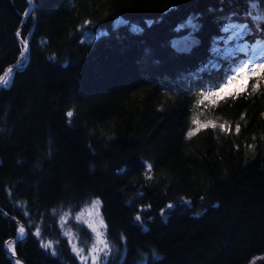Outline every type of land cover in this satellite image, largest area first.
Here are the masks:
<instances>
[{"label":"trees","instance_id":"1","mask_svg":"<svg viewBox=\"0 0 264 264\" xmlns=\"http://www.w3.org/2000/svg\"><path fill=\"white\" fill-rule=\"evenodd\" d=\"M33 2L24 20L26 0H0V75L33 28L27 67L0 89V264H11L2 246L16 223L26 233L14 247L23 264H81L72 245L86 249L93 235L76 217L94 199L115 250L109 264L121 254L139 264L152 249L156 264L263 256L264 91L217 105L201 103L197 87L243 62L227 59L238 44L249 45L238 56L256 59L249 33L264 25V0L258 20L249 0ZM225 24L251 27L234 41ZM186 35L199 46L173 53L169 40ZM193 119L227 127L189 140ZM49 241L56 256L41 247Z\"/></svg>","mask_w":264,"mask_h":264},{"label":"snow or ice","instance_id":"2","mask_svg":"<svg viewBox=\"0 0 264 264\" xmlns=\"http://www.w3.org/2000/svg\"><path fill=\"white\" fill-rule=\"evenodd\" d=\"M223 3V0H221ZM250 10L247 13L250 20H258L259 16L255 14V9L259 5V0H249ZM210 11H213L210 9ZM220 11H223L221 8ZM85 23H88L87 21ZM219 23V21H217ZM189 25L192 29H197L199 26L192 21H189ZM251 27L250 24H244L243 26L236 24H225L223 27V32L228 33L232 32L231 40L239 41L243 36V32ZM135 30V26H134ZM17 37L21 36V33L18 31L16 33ZM249 36L252 37L253 43L256 44V47L251 49V54L253 57H256L255 60H249L244 57L238 56L239 53H246L248 51L249 45L247 43L238 44V46L234 49H230L227 54V59L231 62H235V60H243L242 63H239L238 67H228L223 71L222 79L214 84L208 85V88L205 91H200V88L204 87L203 85H198L197 91L199 95L203 98L201 103L204 101H211L213 104H219L221 101H224L228 98H239L241 95H250L256 93L258 90L264 91V46L259 43L260 39H264V25L260 26L259 31L256 28H252ZM20 43L22 45L20 50V56L24 57L25 53L29 51V43L25 39H21ZM219 52V49L216 50ZM17 66L21 65V60H17ZM201 71H204L203 69ZM14 73V68L9 67L3 75H0V87L7 88L10 83V78ZM259 74V75H258ZM197 79H202L201 76L197 75ZM247 78V83H241ZM239 85V87H237ZM69 117L73 115L71 111L67 113ZM243 119V117H241ZM193 128H190L186 136L189 140H191L194 136L198 135L199 132L203 130H207L208 128L215 129L219 127L221 130H226V124L217 125L213 121H205L201 122L197 119L192 120ZM235 132L237 134L240 133V125L237 124L235 126ZM255 139V137H253ZM249 148H254L255 145H249ZM147 169L149 172L152 170V165L148 163ZM150 178V177H149ZM203 199V197H201ZM185 204H190L191 201H184ZM101 204L99 199H94L91 201V207L85 211L80 212L76 219L79 220L81 216L87 215V225L88 228L91 229L94 234V243H92L91 247L88 249L78 247L77 245H72V252L80 259L81 264H88V261L91 260V264H109V262L113 259L111 253L113 245L109 242L106 237L105 228L106 225L102 218L99 217V213L97 211L98 206ZM167 207L171 209L173 204H168ZM163 214V212L161 213ZM199 215V213H197ZM141 216L136 215L135 220L141 221ZM18 233L23 238L25 235V229L20 227L18 229ZM37 237L41 236L40 230L38 229L35 232ZM8 250L12 253V255H16L15 249L13 247V242H7ZM41 247L45 249H52L51 254L53 256L57 255V252L53 246V243L49 241L47 244L41 243ZM86 253H88L86 255ZM156 250L152 249L151 254L145 255L141 253V258L139 260V264H156ZM19 264V261H17ZM119 264H124L123 254H121V258Z\"/></svg>","mask_w":264,"mask_h":264},{"label":"water","instance_id":"3","mask_svg":"<svg viewBox=\"0 0 264 264\" xmlns=\"http://www.w3.org/2000/svg\"><path fill=\"white\" fill-rule=\"evenodd\" d=\"M29 1H30V3L32 4L33 10H34V2H33V0H29ZM32 31H33V28L29 31V33H28L27 36L25 37V40H27L28 42H29V38H30V36H31V34H32ZM197 46H198V41H197L196 38H194V37H178V38H173V39H171V40L169 41V47H170V49H171L174 53H176V54L189 53L193 48H195V47H197ZM27 55H28V52H27ZM27 65H28V58H27V61H26L25 65H24L22 68H20L19 70H17L16 72H21V71H23V70L27 67ZM9 86H10V84H9ZM9 86H8L7 88H5V89H8ZM0 213H1V215H2L3 217H6L5 214L2 213L1 211H0ZM11 220H12V219H11ZM16 225H17L18 229H19L20 227H22V225L19 224V223H16ZM25 239H26V233H25L24 237H23L21 240L16 241L15 245H16L17 243H21V242H23ZM13 240H14V239L7 240V241L3 244V246H4L7 242H9V241H13ZM3 246H2V250H3ZM3 252H4V250H3ZM4 254H5V252H4ZM5 256H6L7 259L9 260V258H8V256H7L6 254H5ZM257 259H260V260H259L257 263H255V264H264V255L261 256V257L255 258L253 261H255V260H257ZM9 261H10V260H9ZM18 261H19V260H18ZM253 261H252L250 264H252ZM20 262H21V261H20ZM21 263H22V262H21ZM11 264H12V263H11ZM22 264H23V263H22Z\"/></svg>","mask_w":264,"mask_h":264},{"label":"bare ground","instance_id":"4","mask_svg":"<svg viewBox=\"0 0 264 264\" xmlns=\"http://www.w3.org/2000/svg\"><path fill=\"white\" fill-rule=\"evenodd\" d=\"M27 3H28V8L26 9L25 14H24V16H23V19H24V20H25L26 17H28L29 15H31V13L34 11V10H33V7H32V4L30 3L29 0H27ZM34 9H35V6H34ZM19 41H20V38H19ZM20 45H21V43H20ZM21 47H22V45H21ZM27 58H28L27 53H25L24 57H21L20 55L18 56L17 60H21V65H20V66H17V64H16L17 60L14 62V64L11 66L12 68H14V73H13V75L16 73L17 70H19L20 68H22V67L25 65V63H26V61H27ZM28 61H29V59H28ZM6 71H7V69H6L4 72H6ZM3 74H4V73H3ZM3 74H2V75H3ZM13 75H12V77L10 78V83H11V80H12V78H13ZM10 83H9V84H10ZM0 89H5V88L0 87ZM23 237H24V236H23ZM21 239H22V238H21V236L19 235V233H18V229H17L16 235H15V239L12 241V242H13V247H15V243H16V241L21 240ZM3 250H4L5 254L8 256L10 262H11L12 264H17V261H18V260H17V259L15 258V256L12 255V253L8 250L7 243L3 246ZM259 260H260V259H257V260H255V261H253L252 264L257 263ZM19 264H22V263L19 261Z\"/></svg>","mask_w":264,"mask_h":264},{"label":"rangeland","instance_id":"5","mask_svg":"<svg viewBox=\"0 0 264 264\" xmlns=\"http://www.w3.org/2000/svg\"><path fill=\"white\" fill-rule=\"evenodd\" d=\"M85 210H87V209H85ZM84 210V211H85ZM81 219L83 220V222L86 224V226L88 227V225H87V223H86V221H87V215H85V216H81ZM89 230L91 231V229L89 228ZM91 233H92V231H91ZM92 235H93V240H92V243H94V234L92 233ZM15 239V238H14ZM92 243L90 244V245H88L87 247H86V249H88V248H90L91 247V245H92ZM83 248H85V247H83ZM115 252V250L114 249H112V253H111V255L113 254ZM88 253H86V255H87ZM76 258H77V260L81 263V261H80V259L76 256ZM88 264H91V260H89L88 261Z\"/></svg>","mask_w":264,"mask_h":264}]
</instances>
